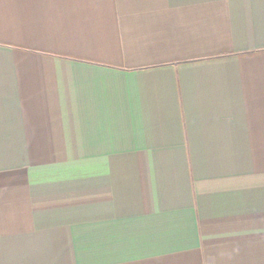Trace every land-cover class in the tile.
Masks as SVG:
<instances>
[{
    "label": "crops",
    "instance_id": "0c3cea01",
    "mask_svg": "<svg viewBox=\"0 0 264 264\" xmlns=\"http://www.w3.org/2000/svg\"><path fill=\"white\" fill-rule=\"evenodd\" d=\"M0 264H264V0H0Z\"/></svg>",
    "mask_w": 264,
    "mask_h": 264
}]
</instances>
